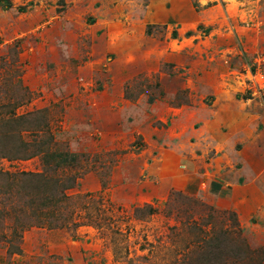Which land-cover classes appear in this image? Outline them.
Wrapping results in <instances>:
<instances>
[{
    "label": "rangeland",
    "instance_id": "374dc122",
    "mask_svg": "<svg viewBox=\"0 0 264 264\" xmlns=\"http://www.w3.org/2000/svg\"><path fill=\"white\" fill-rule=\"evenodd\" d=\"M201 105L248 123L212 162L264 148V0H0V120L25 116L42 150L0 157V264H264L260 208L242 220L156 166L170 118ZM20 172L60 178V208L26 209Z\"/></svg>",
    "mask_w": 264,
    "mask_h": 264
},
{
    "label": "crops",
    "instance_id": "0c3cea01",
    "mask_svg": "<svg viewBox=\"0 0 264 264\" xmlns=\"http://www.w3.org/2000/svg\"><path fill=\"white\" fill-rule=\"evenodd\" d=\"M218 110L223 111L222 108ZM229 113L224 115L221 119L222 122H220L216 117L219 113L212 109L211 105H201L200 108L196 106L194 111L184 110L182 113L170 118L171 132H165L164 130L162 143L157 142L156 144L160 146L159 155L155 158L156 166L159 167L158 169L161 168V171L169 169V171L174 170V172L183 173L180 188L184 191L193 192L194 195L200 191L202 185H205L211 190L209 192L211 197L216 194L214 197H216V202L221 207H232L242 220L245 216L247 218L253 217V211L260 208V217L258 216L260 224V221H264V216H261L262 210H264V186H262L264 182L260 186L237 183V186L229 188L231 183L228 180L226 171L229 166L235 165L243 169V175L246 174L249 178L252 176L255 179L259 174H262L260 178L264 180V164L260 165V161L255 160L257 154L264 155V148L253 153L246 152L247 156L240 152L237 153V150L233 148L234 152L231 153L233 159H230V161L220 162L215 160L212 162L208 157L210 146L213 144L216 147H221V150L224 149L225 156H227L228 150L225 147L229 139H226L224 134L229 129L233 130V133L235 130L240 131L247 123L244 113L238 111ZM221 124H226L225 128ZM258 133L257 130L256 132L250 131V135H253L255 141L260 139ZM249 157H253V160H255L253 164H250L249 161L252 159ZM191 186H194V188L191 189ZM212 191L215 193H212ZM256 200H259V202L255 203ZM221 201L222 204H220Z\"/></svg>",
    "mask_w": 264,
    "mask_h": 264
},
{
    "label": "trees",
    "instance_id": "16d2710c",
    "mask_svg": "<svg viewBox=\"0 0 264 264\" xmlns=\"http://www.w3.org/2000/svg\"><path fill=\"white\" fill-rule=\"evenodd\" d=\"M10 115L15 112L9 111ZM4 120H0L1 128H0V157H6L10 159H29L32 158L42 150L39 148L31 147V143L28 140H25L22 136V131L26 130L25 127L28 123V119L25 116H10ZM58 157H63L62 160L66 159V154L58 155ZM16 179L14 181L18 183L19 189L16 190V193L20 194V197H28L29 204L26 206V209H34L37 215H52L53 209L55 206L57 209L58 206L56 196L59 192L57 188H67L64 187L63 184H60V178L49 175H45L44 173H29V172H20L17 175L13 176ZM45 186L46 189L50 186V192L47 193L42 188L38 187ZM56 187V188H55ZM14 197L13 193L8 197V201L6 205L10 208L13 207ZM2 210L1 213L5 214ZM29 213V212H28ZM27 212H21L22 216L26 220L28 224L34 222L32 217ZM6 217V216H5ZM21 217L16 218L17 220ZM38 218V217H37ZM39 218V219H40ZM38 219V220H39Z\"/></svg>",
    "mask_w": 264,
    "mask_h": 264
}]
</instances>
